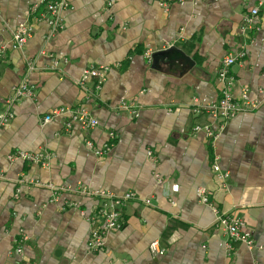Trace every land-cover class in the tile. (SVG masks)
Wrapping results in <instances>:
<instances>
[{
  "label": "crops",
  "instance_id": "obj_1",
  "mask_svg": "<svg viewBox=\"0 0 264 264\" xmlns=\"http://www.w3.org/2000/svg\"><path fill=\"white\" fill-rule=\"evenodd\" d=\"M39 1L0 0V39L8 47L0 58V112L23 79L36 89L0 128V264H264V0H182L167 11L156 0H120L111 9L107 0H70L64 28L54 36L46 21L35 19L43 6L30 11ZM255 6L257 28L243 36L244 18ZM21 22L35 30L14 50L13 31ZM173 46L178 50L168 57L155 54ZM241 47L246 56L232 67L236 92L248 86L262 104L233 117L213 148L193 127L215 121L195 114L193 100L209 105L221 98V61ZM91 65L109 67L100 91L96 79L86 88L79 84ZM122 101L139 106L140 115L121 108ZM58 106L84 108L99 124L67 130V116L45 122ZM110 131L118 135L116 145L96 155L87 141L99 146ZM19 150L46 151L49 163L9 158ZM214 151L230 172L226 185L214 172ZM32 178L65 185L80 180L136 197L122 207L123 225L110 229L96 251L88 245L91 225L83 212L93 210L97 197L65 191L51 200L52 190ZM72 200L77 205H69ZM218 212L244 217L256 246L232 239ZM22 229L29 238L20 254L15 239ZM153 240L164 253L150 250Z\"/></svg>",
  "mask_w": 264,
  "mask_h": 264
},
{
  "label": "built area",
  "instance_id": "obj_2",
  "mask_svg": "<svg viewBox=\"0 0 264 264\" xmlns=\"http://www.w3.org/2000/svg\"><path fill=\"white\" fill-rule=\"evenodd\" d=\"M120 0H107L106 5L108 9H111ZM157 3L166 11L169 10L174 2L182 0H156ZM40 6H43V10L40 11L39 16L36 20L46 21L51 30V35L54 36L64 28V18L62 12L71 8L70 0H40L34 4L30 11L31 13L38 12ZM2 8L0 5V15ZM259 15V6H255L251 9L249 14L244 18V22L241 28L243 36L249 35L251 32L256 30V22ZM35 30L33 23L21 22L13 31V38L11 47L14 50L23 49L29 38L32 37ZM8 52L7 45L0 39V58H3ZM45 54L46 51H42ZM153 49L148 48L145 50L144 55L148 62L152 61ZM246 49L241 47L236 53H228L221 61V67L217 73V80L221 85V98L209 105H202L198 98H194L195 114L207 113L211 116L215 124L213 123H196L194 124L193 131L195 133H202L209 138L213 148L216 147V142L221 137L222 133L227 127L228 122L235 116L251 112L258 109L262 104L261 97H254L251 95L250 88L248 86L238 87L236 92L238 80L232 71L233 65L238 60L246 56ZM28 68L30 70L35 69L34 59H29ZM60 61L55 60L53 68H59ZM109 67L105 65H91L85 68L82 72L79 84L86 88V84L91 79H96L94 84L95 91H100L107 80ZM35 85L31 84L27 78L23 79L19 84L13 86L12 93L6 100L5 108L0 112V128L8 125V123L14 117V107L19 100L22 98H34L36 96ZM120 107L128 110L134 117L140 115L139 106L130 104L126 101H122ZM67 116L64 125L67 130H70L74 125H79L84 129H93L98 126L99 121L92 116V114L81 107L72 108L69 106H58L52 109L44 117L45 122H50L54 118ZM117 133L115 131L109 132V139L99 146H95L93 141L88 140L87 145L94 149L96 155L104 156L107 155L116 145ZM152 154V151H149ZM12 160L23 159L30 162H35L41 165H47L50 160V154L46 151H28L19 150L9 155ZM213 169L216 177L226 185V180L230 172L222 168L220 163V155L214 151L213 153ZM5 177V173L0 168V178ZM159 179L161 176L158 174ZM37 185L49 187L52 190L51 200H57L61 193L68 191L77 194L93 195L97 197V202L93 205V210L89 213L83 212L86 219L91 225L90 237L88 239V245L92 250H102L106 242V234L110 229L120 228L124 219L122 217V207L131 199L136 197V193L132 190H127L123 193H117L115 191L106 188H91L83 181H77L76 184H56L53 181H43L39 179L31 180ZM173 189H176V185H172ZM198 195L200 198L206 199V189L203 187L198 188ZM172 202L174 199L172 198ZM76 200L69 202V205H77ZM64 207V206H63ZM217 210V208H216ZM218 224L223 230L229 234L234 240L243 241L246 245L252 249L256 246V242L247 228V222L241 215L233 212H218L217 216ZM29 238L27 232L23 229L20 231L19 236L15 239L17 243L16 250L20 253H24V243ZM150 250L153 253H164L165 248L162 247L158 240L151 241ZM230 244L228 243V248ZM26 264V261L23 262ZM254 264H260L255 261Z\"/></svg>",
  "mask_w": 264,
  "mask_h": 264
},
{
  "label": "water",
  "instance_id": "obj_3",
  "mask_svg": "<svg viewBox=\"0 0 264 264\" xmlns=\"http://www.w3.org/2000/svg\"><path fill=\"white\" fill-rule=\"evenodd\" d=\"M174 49L178 50L177 47L173 46V47H171V48H169V49H167V50H161V51H159V52H156L155 54H157V55H164V56L168 57V54H169L172 50H174Z\"/></svg>",
  "mask_w": 264,
  "mask_h": 264
}]
</instances>
